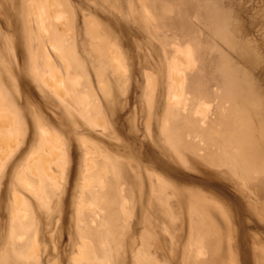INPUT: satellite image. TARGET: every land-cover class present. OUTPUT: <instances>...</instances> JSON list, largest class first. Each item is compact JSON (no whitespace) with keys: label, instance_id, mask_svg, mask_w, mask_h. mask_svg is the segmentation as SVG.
I'll return each mask as SVG.
<instances>
[{"label":"rangeland","instance_id":"rangeland-1","mask_svg":"<svg viewBox=\"0 0 264 264\" xmlns=\"http://www.w3.org/2000/svg\"><path fill=\"white\" fill-rule=\"evenodd\" d=\"M58 1L63 18L49 12L44 33L36 4L47 0H0V264H79L86 240L102 264H228L227 248L215 247L231 235L239 264H258L264 0ZM190 43L197 61L182 68L178 103L171 63ZM52 69L68 93L50 82ZM18 194L24 221L14 217Z\"/></svg>","mask_w":264,"mask_h":264},{"label":"bare ground","instance_id":"bare-ground-1","mask_svg":"<svg viewBox=\"0 0 264 264\" xmlns=\"http://www.w3.org/2000/svg\"><path fill=\"white\" fill-rule=\"evenodd\" d=\"M47 5H44V4H42V5H38V4H36V9H37V17H38V20H39V24L41 25V28H42V30H43V32L44 33H46V31H47V28H46V25H45V21H46V18H48L49 19V15H48V13L49 12H52V14L55 16V17H57V18H63V13H62V9H61V6H60V3H59V1L58 0H47ZM186 47H182V49H181V47L180 46H177V47H179V49L180 50H182V52L181 53H183L185 56V58H186V60H184V61H182L181 59L180 60H177V59H179V58H177L176 59V57L177 56H175V57H173V62L171 63L172 65H173V68H172V72H173V76H174V80H175V90H173L174 92H173V97H171V99L172 98H174L173 100H176V101H178V103H180V101H182V100H184V98H185V96H186V93H187V85H186V80H187V78H186V74H185V72H184V70H185V68L187 69L188 67H185V66H190V65H192V64H196V55H195V48L193 47V45H191V43L190 44H188V45H185ZM55 48L56 49H59L57 46H55ZM60 51V50H59ZM111 52H112V55H113V57H114V61H115V63H116V65H117V67L116 68H118V67H122L123 66V60H122V57H121V55L117 52V50H113V49H111ZM59 53H61L62 54V56L64 57V59L66 60V64H67V67H68V69H70V67H71V65H72V63L65 57V55H64V53L62 52V51H60ZM113 59V58H112ZM175 59V60H174ZM114 63V64H115ZM174 63V64H173ZM186 64V65H185ZM115 65V66H116ZM185 68H184V67ZM194 67V66H193ZM182 68H184V70L182 69ZM189 68H192V67H189ZM48 74H50V76H49V79H50V82L51 83H55L56 84V86L59 88V90L58 91H61V93H62V91L64 90V92H65V90H66V88L67 89H71V86L69 87L68 85H69V80L66 78V76H63L62 75V73L60 72L59 73V71H57V70H55V69H52V71H50V73H48ZM171 75H172V73H171ZM45 77V76H44ZM46 78L48 79V75L46 76ZM47 81H49V80H47ZM77 83H78V81H76ZM72 85H73V83H72ZM69 87V88H68ZM73 89V88H72ZM73 90H75V89H73ZM67 93L69 92V90H67L66 91ZM66 92L64 93V94H66ZM72 92H74V91H72ZM75 94V93H74ZM188 95V94H187ZM78 96V95H77ZM171 96H172V94H171ZM187 97V96H186ZM87 97L86 96H83V99H81V100H83V101H81L82 102V104L83 103H85L84 104V106L86 107V105H87ZM80 101V100H79ZM184 101H186V100H184ZM89 102V101H88ZM90 104V103H89ZM171 104V103H170ZM174 104H175V102H174ZM206 104H207V102H206ZM205 104V105H206ZM209 104V103H208ZM173 105V104H172ZM179 105V104H178ZM186 105V104H185ZM185 105H184V107H185ZM93 106V103H91V105H90V107H92ZM89 107V108H90ZM170 107H172V106H170ZM183 107V106H182ZM181 107V108H182ZM187 107H185V109H186ZM210 107H208V109H209ZM169 110H171L170 108H169ZM204 110H206V109H204ZM87 111H88V109H87ZM90 111V110H89ZM88 111V112H89ZM174 111H176V110H172V111H170V112H174ZM204 112V111H203ZM206 112H207V110H206ZM8 115H10V112H9V114ZM89 115H90V113H89ZM4 116V115H3ZM2 116V117H3ZM5 116H7V114L5 115ZM1 117V115H0V118H2ZM4 118V117H3ZM8 119V118H7ZM1 120V119H0ZM3 120V119H2ZM5 120V119H4ZM166 121V120H165ZM168 121L170 122V118H168ZM168 122V123H169ZM167 125V124H166ZM168 126V125H167ZM170 127V126H169ZM167 130V129H166ZM169 130V129H168ZM171 131V130H170ZM168 132V131H167ZM170 133H172V132H170ZM172 135V134H171ZM171 135H169V136H171ZM1 136H3V135H1ZM10 136V135H9ZM8 137V136H7ZM11 137V136H10ZM10 137H9V139H10ZM0 138H5L4 136L3 137H0ZM12 138V137H11ZM8 139V138H7ZM13 139H16V138H14L13 137ZM169 139H170V137H169ZM1 140V139H0ZM5 141H6V138L4 139ZM3 141V140H2ZM171 141V140H170ZM10 142H12L11 141V139H10ZM171 143H172V141H171ZM4 144V143H3ZM6 144V143H5ZM4 144V145H5ZM172 145L174 146V143H172ZM64 150V149H63ZM93 150V149H92ZM91 150V151H92ZM91 151H90V153H91ZM2 152V151H1ZM0 152V153H1ZM4 152V151H3ZM64 152V151H63ZM94 152V151H93ZM96 153V152H95ZM88 155V154H87ZM62 156H63V154H62ZM39 157V156H38ZM30 159V158H29ZM35 159H33V161H34ZM38 161V160H37ZM44 161V160H43ZM39 162H40V160H39ZM62 162H63V160H62ZM109 163V161H108V159L107 158H105V165L106 164H108ZM48 165V164H47ZM97 165V160H95L93 157L90 159V161H89V166L87 167V173L89 172V170H91L93 167H95ZM41 166V165H40ZM42 167V166H41ZM41 167H39V164L37 163H34L33 164V167H32V172L34 173V174H39L40 175V181H43V175L45 174V175H47V173L43 170L44 168V166L42 167L43 169L42 170H40V168ZM22 178H21V180L30 188V189H35L34 188V186H33V184L30 182V180H29V178H27L26 176H25V172H24V174L23 175H20ZM91 182H93V179L92 178H89L88 176H86V178H85V183L86 184H91ZM245 184V183H244ZM91 189V188H90ZM85 190L86 189H83L82 190V194H84L85 193ZM17 203H18V205L16 206V208H15V213H14V217L15 216H18L20 213H22V216H23V221L25 220V218H27L30 214H29V204H28V202H26L25 201V199L23 198V197H21L19 194L17 195ZM123 208H124V210L126 211V215L128 214V207L124 204L123 205ZM103 213V215H105V212L104 211H102V208H100V210L98 211V215H100V213ZM23 225H25V226H28L27 225V223H23ZM195 240H196V243H197V257H196V259H198V260H204V259H202V257H205V256H210L211 255V252H210V248H208L207 247V245H206V236L203 234V232H200L199 234H198V236H196L195 237ZM145 244H146V247H149L150 246V244H151V242H150V239H149V235H146L145 236ZM261 247H256L257 249H259V254H260V251L262 250V252H263V255H262V257H260L259 256V254L257 255L258 256V260H257V262H258V264H263L264 263V246L263 245H261V244H259ZM259 245H257V246H259ZM216 250H218V253L217 254H221L222 253V249H223V251H225L226 250V248H227V252L229 253V255H230V257H229V261H228V264H239V258H238V250H237V248H236V246H235V239L233 238V236L231 235L230 237H229V240H228V246L226 245V243H225V241L224 240H222L221 242L219 241V242H217L216 243ZM33 251V250H32ZM214 255H216V254H214ZM214 255H213V260L214 261H216L217 263H219L220 261L218 260V257H214ZM87 258V259H89L90 261H91V263L93 264V263H96L97 261H98V263L99 264H102L101 263V261L100 260H98V257H97V254H96V246L93 244V242H91V241H89V240H86V241H84L83 243H82V247H81V252L79 253V254H77L76 255V259H77V261H78V263L79 264H82V259L83 258ZM6 262H8V260H6ZM159 262L160 261H157V263L156 264H159Z\"/></svg>","mask_w":264,"mask_h":264}]
</instances>
